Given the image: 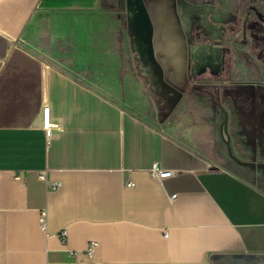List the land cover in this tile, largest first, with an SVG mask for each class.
I'll list each match as a JSON object with an SVG mask.
<instances>
[{
  "label": "crops",
  "instance_id": "obj_1",
  "mask_svg": "<svg viewBox=\"0 0 264 264\" xmlns=\"http://www.w3.org/2000/svg\"><path fill=\"white\" fill-rule=\"evenodd\" d=\"M209 4L0 0V264H264V0Z\"/></svg>",
  "mask_w": 264,
  "mask_h": 264
},
{
  "label": "built area",
  "instance_id": "obj_2",
  "mask_svg": "<svg viewBox=\"0 0 264 264\" xmlns=\"http://www.w3.org/2000/svg\"><path fill=\"white\" fill-rule=\"evenodd\" d=\"M40 116H41V124H42V127L45 129L46 132L49 131V129L53 126V123H52V120L50 118V115H49V106L44 103L42 105V108H41V112H40ZM150 172L151 174L156 177L157 179H163V178H167V177H170L173 175V171L171 169H161L157 163H153L151 168H150ZM39 177L40 178H44V172L40 173L39 174ZM129 186H133V183L130 182L128 183ZM55 185H59V183H55ZM40 226L41 227H44V221L42 220L40 222ZM57 236L59 238V241L61 243V245H65V240H66V231L64 229L60 230L58 233H57ZM97 246V242L96 241H92L90 242L86 249H85V252L88 254V255H91L95 249V247Z\"/></svg>",
  "mask_w": 264,
  "mask_h": 264
},
{
  "label": "flooded vegetation",
  "instance_id": "obj_3",
  "mask_svg": "<svg viewBox=\"0 0 264 264\" xmlns=\"http://www.w3.org/2000/svg\"><path fill=\"white\" fill-rule=\"evenodd\" d=\"M204 1H206L207 3H210L209 4L210 6H212V4H217L218 2H220V0H204ZM184 10H185V4H184ZM200 24H201V22L199 20H196L195 18L192 21H189V22H186L185 23V25L187 27H189L190 40L192 39L193 34L197 33L196 29H197V26L200 25ZM228 24L229 23L225 24L224 26H227ZM246 25H248L249 27L254 28L255 31L264 33V17H261L260 16V20L259 21H257V22H251V23H248ZM193 30H195V33H192ZM226 30H227V27H226Z\"/></svg>",
  "mask_w": 264,
  "mask_h": 264
},
{
  "label": "rangeland",
  "instance_id": "obj_4",
  "mask_svg": "<svg viewBox=\"0 0 264 264\" xmlns=\"http://www.w3.org/2000/svg\"><path fill=\"white\" fill-rule=\"evenodd\" d=\"M237 13H238V11L236 10V11H235V14H237ZM237 15H238V14H237ZM234 24H235V25H238V22H233V25H234ZM236 29H238V28L236 27Z\"/></svg>",
  "mask_w": 264,
  "mask_h": 264
},
{
  "label": "bare ground",
  "instance_id": "obj_5",
  "mask_svg": "<svg viewBox=\"0 0 264 264\" xmlns=\"http://www.w3.org/2000/svg\"><path fill=\"white\" fill-rule=\"evenodd\" d=\"M175 75V74H174ZM175 77V76H174ZM153 78V77H152ZM158 78H159V76H158ZM173 78V77H172ZM153 80V79H152ZM168 102V101H167Z\"/></svg>",
  "mask_w": 264,
  "mask_h": 264
}]
</instances>
